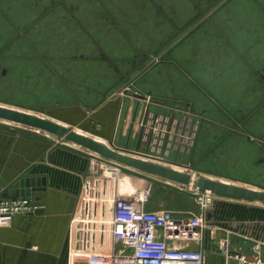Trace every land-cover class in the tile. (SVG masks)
<instances>
[{"label":"crops","instance_id":"0c3cea01","mask_svg":"<svg viewBox=\"0 0 264 264\" xmlns=\"http://www.w3.org/2000/svg\"><path fill=\"white\" fill-rule=\"evenodd\" d=\"M28 1L0 0V4L6 5L4 9L0 5V81L4 83L1 87L14 82L31 84L30 91L46 104L38 108L14 105L35 111L49 109L50 113L57 109L60 115V109L77 110L75 100L80 103L79 110L91 111L102 104L100 101L90 108L93 98L108 99V63L121 72L124 80L130 74L122 72L121 54L129 47L148 51L145 37L167 36L165 43L166 39L157 45L160 50L171 41V26L175 29L172 36L186 29L195 18L194 13L190 17L186 12L175 13L172 9L176 4L184 9L190 5L202 12L198 5L201 0H50L51 5L45 8L42 0H33L35 6L31 10L25 6ZM257 2L260 11H253L248 4L246 45L230 42L233 26L228 24L225 29L194 27L168 48L160 62L147 56L139 66L152 58L145 68L161 63L163 66L157 72L165 70L167 75L148 72L142 82L145 88L142 85L143 88L135 89L133 102L124 94L119 97L110 134L107 124L98 127V137L84 135L130 151L139 143L138 151L148 157V162L264 189L204 170L209 163L237 158L233 154L239 146L230 143V136L234 135L237 141H246L251 147L249 154L256 170L264 172V0ZM232 15L234 12L226 10L213 16L214 20L227 22ZM50 18L53 26L56 21H65L67 32L61 34L62 29L50 28ZM187 18L191 20L183 27L174 26V20ZM17 19L32 21L21 27ZM260 20L263 21L259 24ZM17 35L24 36V42L17 40ZM176 47L181 50L172 54ZM235 60L241 64L240 70L234 69ZM157 85H161L159 89ZM126 102L135 106L127 105L121 126ZM100 109L98 122L107 123V107ZM217 111L223 118L217 116ZM91 161L87 151L61 144L38 131L0 126V195L22 177L44 178L46 183L44 190L30 197L42 210L13 216L7 225L0 226V264H87L83 258L68 255V240L75 234L72 220L80 214L84 201L99 199L94 203L96 213L83 217V221L107 220L114 194L128 197L133 192L146 195L145 211H168L183 223L202 213L205 228L200 240L168 241L172 249L200 250L204 253L203 264H241L236 258L227 260L220 250L219 244L226 241L227 250L243 257L245 264H264V206L214 198L201 211L195 196L181 185L129 169H124L116 187L102 179L98 183L103 188L101 193L94 192L95 183H90L93 190L88 192L85 182H92L100 174L91 170ZM79 226L83 228L82 224ZM86 228H92L91 224ZM90 235L94 250L104 256L128 253L113 241L108 226L105 233ZM155 235L163 238L159 229Z\"/></svg>","mask_w":264,"mask_h":264},{"label":"rangeland","instance_id":"374dc122","mask_svg":"<svg viewBox=\"0 0 264 264\" xmlns=\"http://www.w3.org/2000/svg\"><path fill=\"white\" fill-rule=\"evenodd\" d=\"M258 0H201L200 3H198L199 7L201 8L202 12L200 10H198L197 8H193L189 5H187V7L184 9L182 6H180V4H176L175 9H172L173 12L175 13H180V12H186L189 17L190 15H192L194 13V19H183V20H174L175 21V25L176 27H183L186 23H188L190 20V24H188L186 27V29L184 28V30L179 33V34H175L174 36L173 33L175 32V29L173 26H171V36H170V42L166 43V45L161 48L160 50H157V45L160 43H162L164 41V43L167 41V36H160L159 38L157 37H145L144 38V44L147 47H150L148 51H136L135 49H132L131 47H129V49L127 51L122 52L121 54V58H122V72L124 74H131L134 70H136L142 63H144V61L146 60L147 56H152L154 57V60H158L159 58L164 56L167 54V50L169 47H173L177 42H179L182 38L185 37V33L188 31L191 32V30L194 29V27L197 26L198 27H204V26H208L211 28V30L213 28L219 27L221 29H225L224 27L228 26L232 27V30L229 31V37L231 39V43L243 46L246 45V12L250 11L249 9V5L252 7L253 11H260V7L259 4L257 2ZM34 2H36V0H34ZM50 0H42V6L43 8L45 7H49L51 5ZM230 3L229 6H227V4ZM249 4V5H248ZM1 7L4 9L6 7V5L0 4ZM22 6V5H21ZM25 6L28 8V10L33 9V7L35 6V4L33 3V0H29L28 3H25ZM60 9V8H59ZM61 10V9H60ZM229 11V12H234V15L230 16L232 19H229L227 22L225 20H214V13L216 12H220V11ZM191 13V14H190ZM196 15V16H195ZM32 20L29 21L25 20V21H20V20H16V23L18 25H21V27H25L26 24L28 22H31ZM263 21V20H262ZM261 20L258 21L259 24L262 22ZM218 25H217V23ZM264 22V21H263ZM53 21L51 20V18L48 20V24H50V28L52 27H57V29H62L63 31L62 33H66L67 29H68V24L65 21H56L54 24L56 25H52ZM213 23V24H212ZM230 24V25H229ZM23 25V26H22ZM52 25V26H51ZM13 31V30H12ZM34 32V31H33ZM58 33V32H56ZM2 34V33H1ZM0 34V35H1ZM18 37L21 38L20 41L24 42V39L22 36H18L17 35V40ZM32 38L35 37L31 36ZM189 37V36H188ZM2 39V38H1ZM62 39V38H61ZM229 42V41H227ZM152 43H155L154 45H150ZM159 46V45H158ZM183 47V46H181ZM2 44L0 41V55H2ZM181 49L179 47H176L175 49L172 50V54H178L179 51ZM234 64V69L235 70H240L241 64L237 62V60H235L233 62ZM109 69H107V78L106 80V86H107V91L114 89L122 80V76H121V72H118L113 66H111L108 63ZM163 65H161V63H157L156 64H151L149 67L145 68L143 71L140 72L138 77H135L134 79L130 80L127 84H125L120 90H118L117 92H115L111 97H109L108 99H104L103 97L99 100V99H95L93 98L91 101H89V105L90 108L93 107L95 104L99 103L100 101H102L100 106H95L94 109H92L91 111L85 110V109H78L79 101L75 100V108L77 110H73V109H68V110H59V113L63 114L60 115L57 112V109L52 111V113H50L49 109H42V110H30L24 107H19L16 105H22V106H30L33 108H38V106H40V104H46L44 100H40V98L38 96H35L30 90V85L31 84H25L23 85V82H14V83H10V84H5L4 87H1V85H3L4 83H2L0 81V104L7 106V107H11V108H17L32 114H36L38 116H42V117H50L52 119H57V122H60L61 125L65 126V127H71L73 130H77L79 132H83V133H79L84 135V133L86 134H92L96 137L99 136V126L101 127H105V125L108 126L109 130L107 134H110L111 129L113 128V125L115 123V119H116V112L117 109L119 107V103H120V96L122 94L126 95L127 98L129 100L132 101V94H137L135 93V89H141L143 88L142 82L145 79V75L149 74V73H153L156 72L158 76H164L166 77L167 73L164 71H158L160 68H162ZM44 70H46L47 73H49V69L47 67H44ZM241 70H243L241 68ZM149 72V73H148ZM126 75V76H127ZM157 77V76H156ZM144 83H146V81H144ZM102 86V85H101ZM158 89L161 85H157ZM145 88V85H144ZM126 90V93H123V91ZM162 90V89H161ZM162 92V91H161ZM94 94V93H93ZM95 95V94H94ZM128 101V100H126ZM10 102V103H7ZM133 102V101H132ZM16 104V105H14ZM130 108L134 107L135 105H131L130 103L126 102L125 106L123 107V115L121 117L120 120V125L122 126L123 124V117H124V113L126 112V108L128 106ZM107 107L106 110H108V115L107 117V123H100L98 122L100 114L102 112V110L100 109L101 107ZM143 105L140 103V107H142ZM230 111L232 110L231 108L227 107ZM49 112V114H47L46 112ZM101 111V112H100ZM104 111V109H103ZM58 114V115H57ZM60 115V116H59ZM217 116H219V118H223L221 112L217 111ZM102 118V117H101ZM138 119V118H137ZM242 119V118H241ZM139 119H138V124H139ZM0 126H6V127H13L16 129H21L22 126H18V125H14V124H8V123H4V122H0ZM246 126V124H245ZM24 128V127H23ZM246 129V127H245ZM41 133V132H40ZM246 135V133H244ZM262 135H264V132L262 133ZM86 136V135H85ZM230 137H233L232 140L230 139V143H237L239 148H235L234 149V154L233 156L237 155L236 159L235 158H231L223 161L222 163H214V164H207V166H204V170L212 173L214 175H218V176H223L225 178H229L232 180H238V181H242V182H247V183H252V184H258L260 186L264 187V172H262V174L260 172H258L255 168V164L253 162V159L250 158V154L249 152L251 151V147H248V144L246 143V141L244 142H240L239 140L237 141V136L231 135ZM239 137V136H238ZM263 140H264V136H263ZM161 145V144H160ZM230 145V144H229ZM71 146V145H70ZM74 147L76 149H80L77 148L75 146H71ZM129 150V149H128ZM157 150V149H156ZM168 152V151H167ZM169 154V152H168ZM232 156V157H233ZM238 159V160H237ZM227 161V162H226ZM264 167H262L263 169ZM226 181V180H225ZM231 182V181H228ZM234 183V182H231ZM237 184V183H234Z\"/></svg>","mask_w":264,"mask_h":264},{"label":"built area","instance_id":"2783aa9c","mask_svg":"<svg viewBox=\"0 0 264 264\" xmlns=\"http://www.w3.org/2000/svg\"><path fill=\"white\" fill-rule=\"evenodd\" d=\"M137 153L138 155L135 157L148 158L141 155L139 151ZM91 160V170L96 173L100 172V174L92 178V182H85L86 191L93 190V185L91 187L90 183H95L96 190L94 192L101 193L103 188L98 183L102 179L111 181L116 187L118 179L126 168L92 154ZM98 200L86 198L80 214L72 220V225H75V234L68 240V255L70 257L83 258L87 264H203L204 253L202 251L175 250L168 245V241L171 240H200L205 228L202 213L191 218L187 223H183L176 220L168 211H145L143 204L147 197L143 193L136 195L133 192L128 197L115 193L109 219L83 221V217L96 213L94 203ZM195 200L200 210L204 211L213 203L214 197L210 194H196ZM42 209L43 207L30 197L11 198L1 194L0 226L7 225L8 220L13 216L29 215ZM80 224L83 228L79 226ZM89 224L92 228H86ZM97 225L98 229L93 228ZM107 226L113 241L119 242L125 250H128V253L104 256L94 250L89 234L105 233ZM157 229L162 231V239L156 237ZM219 247L227 260L236 258L238 262L245 264L243 257L232 255L227 250L226 241H222ZM257 253L259 254L258 251Z\"/></svg>","mask_w":264,"mask_h":264},{"label":"water","instance_id":"95a60500","mask_svg":"<svg viewBox=\"0 0 264 264\" xmlns=\"http://www.w3.org/2000/svg\"><path fill=\"white\" fill-rule=\"evenodd\" d=\"M149 59L144 65L133 71L120 84L112 89L107 97H111L120 90L134 76L152 62ZM143 99L142 96H137ZM49 114V112H46ZM0 122L22 126L27 129L41 132L55 141L75 146L81 150L98 156L123 168L136 171L140 174L164 179L165 181L181 185L191 195L210 194L214 198L232 200L264 206V189H254L240 186L222 179L209 177L197 172L186 173L171 167L155 164L135 157L139 143L134 151L118 149L105 142L95 141L90 137L76 133L70 126L65 127L50 117H42L17 108L0 104ZM139 142V141H138ZM44 178L22 177L12 187L3 193L7 197H31L32 193L45 189Z\"/></svg>","mask_w":264,"mask_h":264},{"label":"flooded vegetation","instance_id":"af4514ba","mask_svg":"<svg viewBox=\"0 0 264 264\" xmlns=\"http://www.w3.org/2000/svg\"><path fill=\"white\" fill-rule=\"evenodd\" d=\"M21 38L18 37V40H20ZM36 58H37V55H36ZM41 60V59H40ZM0 73H2V71L0 70Z\"/></svg>","mask_w":264,"mask_h":264},{"label":"bare ground","instance_id":"6f19581e","mask_svg":"<svg viewBox=\"0 0 264 264\" xmlns=\"http://www.w3.org/2000/svg\"><path fill=\"white\" fill-rule=\"evenodd\" d=\"M77 133V132H76ZM79 134V133H78ZM92 139V138H91Z\"/></svg>","mask_w":264,"mask_h":264}]
</instances>
